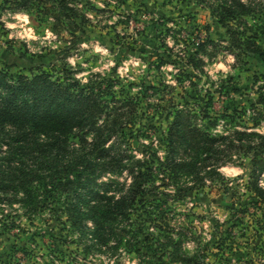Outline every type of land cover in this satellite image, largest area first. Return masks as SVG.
Instances as JSON below:
<instances>
[{"label":"rangeland","instance_id":"rangeland-1","mask_svg":"<svg viewBox=\"0 0 264 264\" xmlns=\"http://www.w3.org/2000/svg\"><path fill=\"white\" fill-rule=\"evenodd\" d=\"M2 4L0 0V69L15 78L66 64L82 81L100 73L116 89L137 96L138 111L122 132L132 153L150 160L158 176L150 193L136 200L130 218L113 223L127 233L121 239L111 236L105 244L93 240L88 219L72 225L62 204L44 199L42 210L35 211L24 205V194L0 195V264H158L161 248L172 244L164 234L170 232L176 241L184 233L181 228L188 229L181 250L202 252V264H264V203L251 191V153L235 151L238 159L183 197L176 194L178 183H168L159 171L158 160L166 153L165 117L173 110L170 100L177 106L186 101L206 107L210 119L201 118L198 107V122H211L207 127L214 135L232 128L264 135V65L253 56L234 58L226 46V29L209 9L192 0H81L89 6V21L77 32V48L68 49L70 36L56 34L50 21ZM248 24L254 21L248 19ZM206 37L215 44H206L199 54L200 67L184 66L182 57L193 54L197 40ZM162 42L172 48L169 57ZM258 42L264 48V37ZM6 133L0 131L3 149ZM31 152L27 160L37 165L39 155ZM256 182L264 187V174Z\"/></svg>","mask_w":264,"mask_h":264},{"label":"trees","instance_id":"trees-1","mask_svg":"<svg viewBox=\"0 0 264 264\" xmlns=\"http://www.w3.org/2000/svg\"><path fill=\"white\" fill-rule=\"evenodd\" d=\"M192 1L209 9L226 29L230 40L226 46L234 58L253 56L264 65V48L258 42V37H264L262 0ZM2 5L50 21L52 31L70 36L68 49L77 48V32L89 21L85 11L89 6L81 0H3ZM248 19L254 21L253 26ZM162 44L165 52L172 51L167 43ZM206 44L215 42L208 37L197 40L193 54L182 57L184 66L200 67L203 60L199 54L205 53ZM182 73L188 77L184 70ZM170 101L173 110L165 117L166 153L158 161L167 182L173 179L178 183L176 194L183 197L207 177L219 175L221 166L238 159L235 151H242L251 153V191L264 203V187L256 182L264 174V135L236 128L226 135H214L207 127L211 122H198L200 104L184 101L177 106ZM139 105L137 96L133 99L116 89L113 80L90 73L82 81L66 64L62 68L39 67L15 78L0 69V131L7 132L3 135L6 147L0 144V195L24 194V205L35 211L42 210L44 199L62 204L72 225L90 221L96 243L105 244L111 236L121 239L128 230L113 223L130 218L136 200L150 193L148 188L158 176L150 160L132 153L122 132ZM202 108L201 118L210 119L207 108ZM32 149L39 155L37 165L27 160L32 158ZM99 175L105 179H98ZM182 176L190 181L181 182ZM181 230L184 233L176 241L170 232L164 234L172 244L161 248L158 264H202V252L190 255L181 250L188 229Z\"/></svg>","mask_w":264,"mask_h":264}]
</instances>
